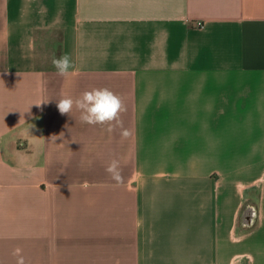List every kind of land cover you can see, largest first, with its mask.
<instances>
[{
	"label": "crops",
	"instance_id": "obj_1",
	"mask_svg": "<svg viewBox=\"0 0 264 264\" xmlns=\"http://www.w3.org/2000/svg\"><path fill=\"white\" fill-rule=\"evenodd\" d=\"M103 87L128 138L58 109ZM16 248L264 264V0H0V264Z\"/></svg>",
	"mask_w": 264,
	"mask_h": 264
},
{
	"label": "clouds",
	"instance_id": "obj_2",
	"mask_svg": "<svg viewBox=\"0 0 264 264\" xmlns=\"http://www.w3.org/2000/svg\"><path fill=\"white\" fill-rule=\"evenodd\" d=\"M52 65L61 76L67 75L70 70H77L68 53H64L59 58L53 57ZM74 107L80 110L82 123L106 125L109 133L113 132L116 127H120L123 129L121 132L123 138H128L131 135L128 129L123 128V120L121 119V115L127 111V107L121 97L107 87L93 88L83 92L78 99L66 97L58 102V109L61 114H72ZM106 171L112 175L114 180L121 181L122 177L117 160H113ZM20 253L21 249L16 248L13 254L19 256L18 264H24L23 256Z\"/></svg>",
	"mask_w": 264,
	"mask_h": 264
}]
</instances>
